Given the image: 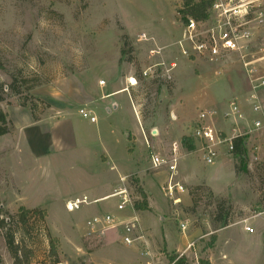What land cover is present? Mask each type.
<instances>
[{
	"label": "rangeland",
	"instance_id": "374dc122",
	"mask_svg": "<svg viewBox=\"0 0 264 264\" xmlns=\"http://www.w3.org/2000/svg\"><path fill=\"white\" fill-rule=\"evenodd\" d=\"M182 22L181 0H0V110L8 121V133L0 137V264H13L6 234L31 252L29 264L54 262L50 238L56 264H148L144 244L159 264L173 254L188 264H264V126H252L255 120L264 124V90L257 94L262 115L254 116L236 55L216 62L182 57L173 45ZM141 33L147 41L138 40ZM251 44L252 54L261 55L264 22L254 27ZM160 62L176 64L171 81L161 77L162 68L142 76ZM70 78L103 92L125 87L128 93L98 101L91 111L94 125L80 116L75 136L66 134L65 150L32 159L14 122L23 125L31 110L37 119L53 114L51 103L68 98ZM130 78L137 85L129 87ZM112 101L117 108L107 113ZM231 101L240 117L224 119ZM203 110L217 112L216 129L228 135L240 129L246 159L224 155L204 165L185 149L193 153L195 170L185 174L180 160L177 180L184 191L174 204L161 188L165 172L150 168V154L166 152L173 142L191 144V127ZM120 178L133 204L141 203L137 188L146 197L147 210L132 212L139 229L131 246L121 243V228L97 236L86 224L104 213L132 215L116 212L115 199L108 197ZM82 198L86 204L66 210L68 201ZM217 199L231 206L226 227L213 223ZM21 208L28 211L24 225Z\"/></svg>",
	"mask_w": 264,
	"mask_h": 264
},
{
	"label": "built area",
	"instance_id": "2783aa9c",
	"mask_svg": "<svg viewBox=\"0 0 264 264\" xmlns=\"http://www.w3.org/2000/svg\"><path fill=\"white\" fill-rule=\"evenodd\" d=\"M262 22H264V0H214L204 20L196 21L188 15L183 17V22L178 28L177 38L173 43L180 55L189 60L216 62L227 56L236 55L247 80L249 95L246 101L254 116L262 115L257 94L264 90V45L259 50L261 52L259 56L252 54L250 48L252 47L253 29ZM138 40L147 41L146 35L144 33L139 34ZM158 53L159 49L150 51V55H157ZM156 68H162L164 76L161 77L171 81L176 64L173 62L168 65L164 62L154 64L149 68V72H142V76H149L150 70ZM127 82L129 87L137 85L133 78L128 79ZM99 85H104V82L100 81ZM238 108L235 102H229V112L224 114L223 118L236 115L239 118ZM215 112L214 110L200 111L189 135V139L195 148L194 152L204 165H212L220 157L232 155L233 140L243 136L239 128H231L229 135L223 130L216 129L212 124V119L217 113ZM78 114L83 119L88 120L89 123H96V118L89 111L80 108ZM252 126L254 130H258L264 124L261 120H255ZM179 149H181V144L173 142L166 152L150 154V168L165 172L166 175L161 188L165 196L174 204L179 201L176 195L184 191V187L177 180L178 164L181 156H183ZM125 183V178H120L121 186H118L108 197L115 199L116 212L132 214L134 209L133 198ZM84 204H86L84 198L74 199L68 201L65 207L67 211L73 212ZM86 224L90 228V234L97 236H101L107 230L121 228V243L125 246L133 244V233L139 229V222L134 213L127 219H122L112 213H104L92 217ZM187 225L188 220L179 224L182 233L187 229ZM244 232L252 233L253 231L250 227H244ZM192 245L188 244L187 249H192ZM144 249V256L150 260L148 264H159V259L151 255L146 244H144ZM180 257L182 255L177 258Z\"/></svg>",
	"mask_w": 264,
	"mask_h": 264
},
{
	"label": "crops",
	"instance_id": "0c3cea01",
	"mask_svg": "<svg viewBox=\"0 0 264 264\" xmlns=\"http://www.w3.org/2000/svg\"><path fill=\"white\" fill-rule=\"evenodd\" d=\"M124 88L125 87H121L115 91L103 92L100 87L95 88L94 86H89L87 83H83L79 78L68 79L65 90L68 98L65 99V102L57 101L55 104L51 103L52 107L49 109L54 112L53 114L49 113L46 117H41L34 121L29 113L25 114L23 125L18 126L17 124L19 123L16 124L14 122L17 130L22 133L21 137L22 142L24 143L23 145H25V148L28 147L30 150V156L32 159H42L47 157V155L51 152L55 153L65 150L66 148L62 146L68 143V141H66V134L69 132L71 135L75 136V122L80 117L78 109L83 108L91 113L92 108L97 105L98 101L110 99L118 92L128 93L127 89ZM112 104L115 103L112 101L109 107L106 106L107 113H110L111 110H115L117 108V105L115 104L116 108L112 109ZM130 105L137 123L138 116L133 110L131 100ZM139 129L141 131V128ZM190 143L192 144L191 141ZM192 146V151H194V145L192 144ZM185 149L186 148L181 144V149L179 150L182 151L183 156H181L180 160H185L184 172L187 174L195 170V167L194 162L191 159L193 153H185L187 151ZM162 151H165V149L158 150L159 153H162ZM110 169L116 171L115 167H111ZM183 180L187 183V180L184 178Z\"/></svg>",
	"mask_w": 264,
	"mask_h": 264
},
{
	"label": "trees",
	"instance_id": "16d2710c",
	"mask_svg": "<svg viewBox=\"0 0 264 264\" xmlns=\"http://www.w3.org/2000/svg\"><path fill=\"white\" fill-rule=\"evenodd\" d=\"M182 1V8H183V17L186 15L192 17L196 21L204 20L206 18L207 11L211 8L214 0H181ZM2 91L3 88L0 86V102L3 100L2 98ZM31 114V117L34 121L37 120V117L34 116V111H29ZM7 118L6 115L0 110V137L6 135L8 133L7 128ZM245 136L236 138L233 140L234 150L232 152V156L237 158L240 161H243L246 159V141ZM183 147H185L188 151L193 149L192 144H185L182 143ZM195 189H201V188H195ZM137 197L141 199V203L134 204V210H140L145 211L147 210L146 207V197L145 194L142 192L140 188H137ZM208 196L211 197V193L208 192ZM216 211L213 216V223L218 225L220 227H226L229 225L228 219H229V211L231 209V206H226V201L224 199H217L216 205H215ZM28 211L24 209H20V216H19V222L21 224L26 223V215ZM5 224L4 220H0V226ZM6 246L7 249L13 259V264H29L28 259L31 256V252L22 246V243L19 244V246L14 245V241L12 239V236L9 234H6ZM17 245V244H16ZM56 247H55V240L53 238L49 239V257L53 259L54 262L51 264L58 263L54 258L56 259ZM177 255H171L168 257V263L170 264H188L187 260L182 256L180 258H177ZM199 264H209L207 261L200 260Z\"/></svg>",
	"mask_w": 264,
	"mask_h": 264
},
{
	"label": "water",
	"instance_id": "95a60500",
	"mask_svg": "<svg viewBox=\"0 0 264 264\" xmlns=\"http://www.w3.org/2000/svg\"><path fill=\"white\" fill-rule=\"evenodd\" d=\"M111 108H112V109H115V108H116V105H115V104H112V105H111ZM107 111H109V110H107Z\"/></svg>",
	"mask_w": 264,
	"mask_h": 264
},
{
	"label": "bare ground",
	"instance_id": "6f19581e",
	"mask_svg": "<svg viewBox=\"0 0 264 264\" xmlns=\"http://www.w3.org/2000/svg\"><path fill=\"white\" fill-rule=\"evenodd\" d=\"M131 82H133V80H131Z\"/></svg>",
	"mask_w": 264,
	"mask_h": 264
}]
</instances>
